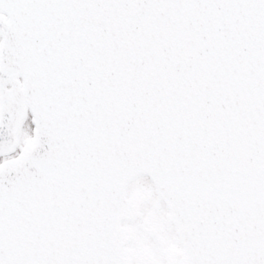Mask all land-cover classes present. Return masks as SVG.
Returning <instances> with one entry per match:
<instances>
[{"label":"snow or ice","instance_id":"obj_1","mask_svg":"<svg viewBox=\"0 0 264 264\" xmlns=\"http://www.w3.org/2000/svg\"><path fill=\"white\" fill-rule=\"evenodd\" d=\"M0 264H264V0H0Z\"/></svg>","mask_w":264,"mask_h":264}]
</instances>
